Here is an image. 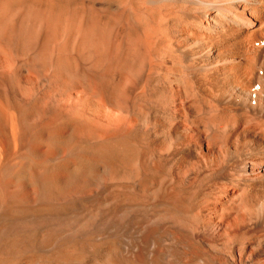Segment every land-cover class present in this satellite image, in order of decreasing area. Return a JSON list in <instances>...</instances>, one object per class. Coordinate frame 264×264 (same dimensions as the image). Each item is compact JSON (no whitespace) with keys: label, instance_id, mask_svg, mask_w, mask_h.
Here are the masks:
<instances>
[{"label":"bare ground","instance_id":"bare-ground-1","mask_svg":"<svg viewBox=\"0 0 264 264\" xmlns=\"http://www.w3.org/2000/svg\"><path fill=\"white\" fill-rule=\"evenodd\" d=\"M6 257L264 264V0H0Z\"/></svg>","mask_w":264,"mask_h":264},{"label":"rangeland","instance_id":"rangeland-1","mask_svg":"<svg viewBox=\"0 0 264 264\" xmlns=\"http://www.w3.org/2000/svg\"><path fill=\"white\" fill-rule=\"evenodd\" d=\"M11 258H12V257H10V259H11ZM8 259H9V258H7V257H6V259H5V258H4V259H1V260H0L1 263H0V264H3V263H4V264H8V263H9V264H16V262H17V259H16V258H12V259H13L12 262H11L10 260H9V262H8ZM2 260H3V261H2ZM4 260H5V261H4ZM7 262H8V263H7ZM14 262H15V263H14Z\"/></svg>","mask_w":264,"mask_h":264}]
</instances>
